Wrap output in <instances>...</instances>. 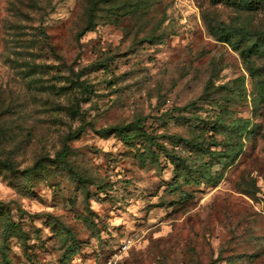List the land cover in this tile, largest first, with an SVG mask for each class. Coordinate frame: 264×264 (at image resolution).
<instances>
[{
  "label": "rangeland",
  "instance_id": "rangeland-1",
  "mask_svg": "<svg viewBox=\"0 0 264 264\" xmlns=\"http://www.w3.org/2000/svg\"><path fill=\"white\" fill-rule=\"evenodd\" d=\"M236 1L0 0V264H264V0Z\"/></svg>",
  "mask_w": 264,
  "mask_h": 264
},
{
  "label": "trees",
  "instance_id": "trees-1",
  "mask_svg": "<svg viewBox=\"0 0 264 264\" xmlns=\"http://www.w3.org/2000/svg\"><path fill=\"white\" fill-rule=\"evenodd\" d=\"M237 5H239L240 8H243V9H246V10H254V9H258L260 6H263L261 4V0H237ZM261 4V5H260ZM91 17H92V13L90 12L89 16H88V24L91 22ZM223 39L225 42H229L230 40V36H231V33L229 32H224L223 33ZM255 48L257 47L256 44H254ZM244 54V51L243 53H241V55ZM246 58L248 57V53L246 52ZM245 62H247V59L245 60ZM133 126H121V127H118V128H112V130H116L120 136H122L123 138L127 139L129 138V135H128V132L131 130ZM79 130H82V129H79ZM72 136L74 135H69L68 138H71ZM66 147H64L62 149V151H60V153L58 154L60 156V158H64L65 157V153H66ZM78 180L80 182H83V178H81L80 176H78Z\"/></svg>",
  "mask_w": 264,
  "mask_h": 264
},
{
  "label": "built area",
  "instance_id": "built-area-1",
  "mask_svg": "<svg viewBox=\"0 0 264 264\" xmlns=\"http://www.w3.org/2000/svg\"><path fill=\"white\" fill-rule=\"evenodd\" d=\"M127 243H124V244H122L121 246H120V250L121 251H125L126 249H127ZM111 263H109V264H116V260H114V261H110Z\"/></svg>",
  "mask_w": 264,
  "mask_h": 264
}]
</instances>
